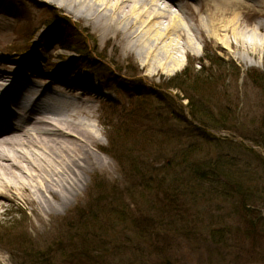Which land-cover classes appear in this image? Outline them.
<instances>
[{
  "label": "rangeland",
  "instance_id": "obj_1",
  "mask_svg": "<svg viewBox=\"0 0 264 264\" xmlns=\"http://www.w3.org/2000/svg\"><path fill=\"white\" fill-rule=\"evenodd\" d=\"M198 5V2L193 3L194 10ZM187 10L186 8L185 17L192 23L190 12ZM51 12H54L53 19H46L51 17ZM260 12L251 11L250 15H247L245 25L255 27L257 22L264 24V15ZM54 33L57 35L56 38ZM64 33L66 36L72 35V39L78 42L81 49H87L85 55L88 57L90 55V59L97 61L98 66L90 67L76 56L75 51L63 50L60 39ZM256 36L263 44L261 47H250L247 53L239 42L235 44L237 42L234 39L233 46L229 49L203 29L194 38L190 37L187 44L184 40H179L180 49H170L172 56L178 59L177 65L174 63L163 71L155 69L156 72L151 77L143 66L142 55L135 50L125 52L123 42L119 39L115 40L116 48L110 42L105 44L99 35L86 28L83 22L71 19L66 14L64 16L62 11L53 10L51 5L45 3L33 0H0L2 61L0 65H9L11 62L14 63V60L24 61L29 66L38 65L40 68L33 66L31 70L40 76L52 73L63 83L68 77L79 78L81 74L96 79L100 84V90L98 99L93 101L94 111L90 122L94 125L98 138L96 150L106 157L105 164L98 166L95 172L85 174L86 180L80 186L77 197L65 209L48 214L38 213L34 209L38 200L36 192L30 193L29 196L0 200V264H29L31 254L33 258L35 253L47 252L53 256V264H118L119 260L125 263L129 256L138 255L133 253L134 245L143 246L146 251L143 261L135 264H264V148L261 144H256L257 140L251 137L253 136L251 120L264 111V95L245 75L246 70L250 68L264 69V29ZM37 48L48 55L43 68L37 63L38 58L34 56ZM159 54L158 58L164 60L162 53ZM216 57L221 60L220 62H234L241 70L234 77L231 72L224 69L226 77L222 79L223 99L225 102H231V109L236 110L237 118L234 122L236 130L208 128L215 139L202 146L215 161L220 158L227 162V169L234 173L235 179H238L239 188L247 194L246 198L243 200L240 196L232 201L223 200L218 196L220 198L215 201H207V196H203L205 184L200 188L192 183L190 187L196 189L191 190L186 187L188 183L184 184L175 175L176 169L170 170L168 183H173L174 187L183 183L182 186H178L185 195L183 201L186 206L189 201L192 204L189 206H193L187 208V211L196 215H187L186 219L180 217L174 225L183 231H188L187 229L196 231L191 234L187 232L174 234L166 231L163 241L149 239L147 243H143L128 228L133 227V220L154 215L152 211L154 207L151 206L154 193L140 196L133 189H136L141 177L148 176L151 167L160 166L164 157H170L172 144L165 138H158L154 143L147 142L142 136L146 135L144 134L146 128L150 127L162 130L167 128L168 132L174 127L188 134L194 130L195 124H199V128H204L198 120H191L188 99L184 97H193L195 94L185 88L167 85L169 79L174 76L185 79V83L191 88L197 86H193L192 81L202 85L208 77L214 78L213 80L219 78L218 70L210 63V59ZM191 61H195L194 65ZM184 69L185 74L182 73ZM75 72L78 74H74ZM114 73L118 74L116 78ZM117 83H120V86ZM190 87L188 88L191 89ZM197 87L199 90L204 88V92H210L204 86ZM152 89L164 97L174 98L179 107L169 105L170 102L167 106L163 102L160 104L152 101L150 104L149 100L154 99L144 96L151 107L148 113L143 114V111L136 113L131 110L137 93H148ZM212 94L215 95V91ZM210 104L215 109V100ZM180 108L183 111L179 110ZM139 109L140 107L137 108ZM181 115L186 116V123H179ZM104 124L121 130L136 126L135 133L130 138L115 139V143L118 144L114 145V148L120 150L123 148L124 153L130 152L133 155L131 159L138 165H141L139 159L147 163L149 166L141 171V175L125 171L128 159L126 162L123 161L122 165L110 155L111 153L105 152L113 149L106 137L113 134L110 126L104 127ZM186 139L187 137L183 140ZM189 140L197 141L192 137L188 138L187 142ZM166 143L168 145H165ZM156 144L161 147L157 148ZM91 149L92 153H97L94 147ZM27 181L33 184L31 180ZM128 192L133 195L129 197ZM190 193L195 194L193 198L195 200L191 199L193 202L190 200ZM156 197L163 200L161 194ZM29 198L35 201L30 202ZM114 199L125 208L127 220L125 223L116 222L109 228L112 221L109 223L107 220L109 216L103 215V209ZM243 201L251 210L248 216L245 215V210H241V206H237ZM178 203L181 204L180 201ZM165 216L162 223H171ZM92 217H96L97 222L91 223L95 220H92ZM252 221L255 222L254 228H250ZM83 224H86L88 231L93 224L96 229L101 225L108 230L106 236L99 234L98 239L94 240V246H99L98 240L100 241L102 236L99 263H93L85 256L79 257L74 250L75 247L70 244L78 240L80 235L86 236L87 231L83 230ZM57 242L61 245H54Z\"/></svg>",
  "mask_w": 264,
  "mask_h": 264
},
{
  "label": "bare ground",
  "instance_id": "obj_2",
  "mask_svg": "<svg viewBox=\"0 0 264 264\" xmlns=\"http://www.w3.org/2000/svg\"><path fill=\"white\" fill-rule=\"evenodd\" d=\"M33 1L83 22L105 44L115 47L119 39L125 52L142 55L151 77L155 69L177 65L170 49H180L179 40L187 44L203 29L229 49L232 39L247 53L250 47L263 44L256 35L264 24L248 27L245 22L251 11L261 10L264 15V0ZM195 2L199 5L194 10ZM186 8L192 23L185 17ZM34 56L43 68L47 53L37 48ZM33 66L40 68L17 60L0 65V200L36 192L34 209L48 214L68 207L85 174L105 164V155L96 150L98 138L90 122L100 84L81 76L68 77L63 83L52 73L40 76L31 70Z\"/></svg>",
  "mask_w": 264,
  "mask_h": 264
},
{
  "label": "trees",
  "instance_id": "obj_3",
  "mask_svg": "<svg viewBox=\"0 0 264 264\" xmlns=\"http://www.w3.org/2000/svg\"><path fill=\"white\" fill-rule=\"evenodd\" d=\"M54 12L51 13V17L53 16ZM50 19L52 20L53 17ZM72 35H68L64 39V45L63 50L67 51H75L78 56L83 59L84 63L95 66L96 61L93 59H90L86 56L87 49H81L80 45L77 41H74L72 39ZM88 51V50H87ZM89 53V52H88ZM92 61V62H91ZM200 61V60H199ZM197 61V62H199ZM221 60L219 58H212L210 59V63H213V66L218 70V74L220 75L219 78L208 77L202 85L198 82L192 81L193 86L197 85L199 87L204 86L207 88L210 92H204L202 88H199L197 86L191 88L188 86V84L185 83V79H181V77L174 76L173 78L169 79L167 87H175V88H185L188 91H191L195 94V96H184L188 99V105L190 107V116L191 120L195 121L198 120V122L201 123V125L204 126V128H199V124H195L196 127H194L193 131H190L191 134L185 133L184 130L178 131L174 127L172 128L171 132L167 130V128H146V135L142 138L147 142H156L158 138H165L168 139V143L172 144L171 146V153L170 157L167 158L164 157L162 160V164L160 166L151 167L149 170V174L146 177H141V179L136 184V189H133L136 191L140 196H142L145 193H154L152 205L154 207V215L152 217L144 216L141 219L133 220V227H129L128 230L133 232V235L141 240L143 243H147L149 239L153 240L156 239L157 241H163L165 238L163 237L166 233V231L171 233L180 234L181 232H187V234L194 233L195 229H187L188 231H183L182 228L177 227L176 221L177 219H180V217H183L186 219L187 215L196 216L193 214H189L190 211H187V208L193 207L189 206L191 203L188 202L187 206L185 205L184 194L180 191L181 188L178 187L179 185L182 186L183 183L186 184V187L189 189H196L195 187H190L192 183H195L200 188H203L205 184V192L203 196H207V201H215L216 199H219L220 197L223 198V200H237V197L240 196L244 200L246 198V193L242 191L241 188H239L240 183L238 184V179H235L234 173L227 169L226 165L227 162L223 159H213L210 154H208L207 150H204L202 144H206L209 142L214 141L215 137L212 135L207 129H215V130H222L225 128H235V119L237 118L236 113L234 109L232 108L231 102H225L222 96V85L223 80L226 77V74L224 73V69H227L228 72H231L234 77L235 74L237 75L241 72L240 68L232 62L228 61L226 62H220ZM195 61H191V64L194 65ZM94 64V65H93ZM201 65V63H200ZM185 69L183 70V74H185ZM246 78L252 82V84L258 88L264 95V69H255L250 68L246 70L245 72ZM190 87L191 89H189ZM202 89V90H201ZM215 91V95L212 94V92ZM219 91V92H218ZM205 93V94H204ZM221 93V94H220ZM220 94V95H219ZM147 97L152 104L153 102L156 103H166L165 106H167V103L173 104L175 107L178 104H176V101L174 99H171L168 96H163L161 93L157 92L155 89L151 90L148 93L139 94L135 96L136 100H133L134 103H132L131 110L135 111L136 113L142 112L143 114H147L148 111L151 109L150 106H148V101L144 98ZM164 97V98H163ZM164 100V101H163ZM212 100H215V109L210 104ZM231 100V99H230ZM149 104V105H150ZM146 106H148V110L146 111ZM163 106V105H162ZM140 107L139 110L137 108ZM150 107V108H149ZM170 108V106H168ZM179 110H182L181 108ZM145 111V112H144ZM183 111V110H182ZM173 113L174 111L171 110ZM168 119V118H167ZM258 120V121H257ZM179 123H186L187 119L185 115H181V119H178ZM110 122V121H109ZM251 126H252V135L253 139H255L256 144H261V146L264 148V111L260 113L258 116L255 117V119L251 120ZM107 125V126H106ZM109 129H112V136H106L109 144L112 146V151H105L106 153L110 154L115 160H117L120 164L123 165V161L126 162V159H128V163H126L128 173L132 172L133 174H139L141 175V171H144V168L146 166H149L147 163L143 162V160L139 159L138 165L135 160L131 159L132 154L130 152L124 153L123 148L122 150L114 148V145L117 146L118 142L115 143L117 139L120 138H130L131 135H133L135 132L134 129H136V126L134 125L132 129L128 130H121L115 126H111L109 124H104V127H109ZM187 137L190 138H196L197 141L190 140L187 142V139L184 141L183 139ZM113 138V139H112ZM200 138V140H198ZM116 139V140H115ZM115 140V141H114ZM183 140V141H182ZM166 143L165 145H168ZM163 145V144H162ZM157 148H160L161 145H155ZM170 149V150H171ZM134 150V148L132 149ZM170 152V151H169ZM219 160V161H218ZM143 162V163H142ZM175 175L181 179V182L178 186L174 187L173 183H168L169 175L168 172L170 170H175ZM166 175V176H165ZM163 176V177H162ZM165 176V178H164ZM173 178V177H172ZM240 182V181H239ZM132 189V188H131ZM131 192V191H130ZM161 194L162 199H158L156 196ZM133 194L128 192V196L131 197ZM190 200H195V194L192 195L190 193ZM192 196V197H191ZM220 196V197H218ZM191 200V201H192ZM180 201L181 204L178 202ZM193 202V201H192ZM248 203V202H247ZM122 204L118 200H113L103 209V215L109 216L107 219L109 221V228H111V225H115L116 222H126V213H124L125 208L121 206ZM192 205V204H191ZM241 210H245V215L248 216L250 214L248 209L249 205H246V203L243 201L241 205ZM186 207V208H185ZM235 208V205H234ZM238 211V210H237ZM102 212V211H101ZM195 214L196 210H194ZM166 215V216H165ZM167 218L166 220L171 221V223L167 222V224H163L162 221L164 220V217ZM126 218V219H125ZM95 219V220H93ZM176 219V220H175ZM92 222H97L96 217H92ZM252 223V224H251ZM86 224H83V230L87 231L86 236L80 235V238L77 240H74L73 242H70V244L75 247L74 250L77 251V254L79 257L85 256L90 261H93V263H99L100 260V253L101 250L99 246L102 245L101 240L102 236H106L108 230L99 225L96 229L94 224L91 226V230H87ZM250 228H254L255 222H250ZM196 228V227H195ZM200 231V229H199ZM91 233V234H90ZM102 235L100 237V241L98 240L99 246H94L95 241L98 239V235ZM163 234V235H162ZM215 234V233H214ZM129 238H127L128 240ZM95 240V241H94ZM158 243V242H157ZM54 245H61L60 243H55ZM158 245V244H156ZM156 248V247H155ZM146 251L144 250V247H135L133 249V253H137L138 255L136 257H130L127 262L124 263L123 260H119L120 262L118 264H135L138 261H143L144 259V253ZM47 253H35L30 260H28L29 264H53V256ZM159 253V252H158ZM129 255V254H128ZM132 256V255H131ZM69 257V256H67ZM148 258V255L146 256ZM159 257V256H157ZM150 258V257H149ZM139 259V260H138ZM167 264V263H166Z\"/></svg>",
  "mask_w": 264,
  "mask_h": 264
}]
</instances>
